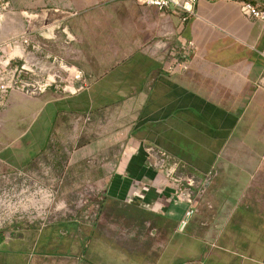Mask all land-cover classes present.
Instances as JSON below:
<instances>
[{"label":"crops","instance_id":"1","mask_svg":"<svg viewBox=\"0 0 264 264\" xmlns=\"http://www.w3.org/2000/svg\"><path fill=\"white\" fill-rule=\"evenodd\" d=\"M5 3L14 16L59 17L90 85L65 99L9 98L25 128L18 166L35 161L46 139L36 149L26 144L49 119L65 137L67 155L56 166L63 158L95 163L103 203L93 227L60 222L13 229L12 237L0 232V264H264V24L245 19L234 3L207 0L200 19L184 24L173 10L135 0H0V7ZM11 22L0 24V50L27 31ZM189 42V69L181 70ZM6 127L0 120L2 134ZM0 142L8 170L15 164L9 136ZM143 144L166 151L184 173H212L192 216L172 202L169 185L155 183ZM124 145L140 149L123 156Z\"/></svg>","mask_w":264,"mask_h":264},{"label":"rangeland","instance_id":"2","mask_svg":"<svg viewBox=\"0 0 264 264\" xmlns=\"http://www.w3.org/2000/svg\"><path fill=\"white\" fill-rule=\"evenodd\" d=\"M13 19L19 24L25 23L26 28L37 30L36 40L43 46L45 54L51 53L57 57L58 71H61V62L78 69L74 64L76 54L74 55L73 52V49L76 50V39L64 32L65 25L59 21V17H50L48 14L35 17L32 13L15 16L0 13V24L7 22L12 24ZM46 24H50L53 31L49 32L48 27H45ZM52 35L54 39L50 40L49 37ZM2 48L0 50V77L4 75L3 83H10L13 88L0 97V101L4 104L0 107V120L3 119L7 124L5 134L0 132V136L4 135L5 141H7V135L9 136L10 160L15 164H11L8 170H2L4 166L1 158L3 145L0 142V223L2 224L0 232L9 231V236L12 237L13 229L40 230L44 222L48 225L46 228L60 222L77 224L79 227L95 226L99 211L97 205L103 203V191L98 189L93 177L97 165L89 159L83 165H74L69 161L65 162L63 158L60 160V166H56L58 162L56 157L67 155L65 137H59L56 134L49 119L45 121V124L32 130L33 133L29 139L32 143L26 144L27 149H36L38 144L46 139V144L38 150L35 161L28 168L18 166L19 159L25 150V141L21 142L20 132H24L25 128L18 125V122L23 120L20 112L9 109V98L18 95L28 101L36 99L42 101V98L65 99L72 95L54 89H51V93L48 94L36 93V84L41 79L38 69L43 65L37 64L36 60L30 61L26 65L31 69L30 72L14 74V69L17 67L20 69L24 62L20 59L12 60L14 53L9 45ZM40 56L36 55V58ZM10 68L12 71H9ZM26 84L29 87L23 89L22 86ZM87 86H90L88 82ZM91 98L96 97L91 96ZM105 99L106 104H109V101L112 102V97H105ZM33 142H36V145ZM69 156L71 157V154ZM21 171H24L27 176H20Z\"/></svg>","mask_w":264,"mask_h":264},{"label":"built area","instance_id":"3","mask_svg":"<svg viewBox=\"0 0 264 264\" xmlns=\"http://www.w3.org/2000/svg\"><path fill=\"white\" fill-rule=\"evenodd\" d=\"M141 5L151 6L158 9L160 12H168L170 10L175 11L179 17L181 23H187L190 20L200 19L199 5L204 0H135ZM210 2H225L234 3L238 6L241 15L249 21H261L264 24V0H207ZM9 4L5 3L0 7V13L3 15L7 13ZM28 14V13H24ZM35 17L39 16L34 14ZM48 31H53L50 24H46ZM32 30L27 28V31L16 39L11 40L7 45L14 53L11 57L12 60L20 59L24 62V65L14 69L13 73L17 72H30L31 69L26 65L30 61H35L37 64L43 66L38 69L40 80L37 82L35 91L36 93H46L47 91L54 89L58 92H62L69 95H77L87 89V82L85 80L84 73L76 68L68 66L67 64L60 63L61 71H58V59L51 53L45 54L44 48L35 37L31 35ZM37 30L35 29L34 32ZM54 36H50L51 40ZM6 45V46H7ZM194 47L192 42L186 44L184 48L181 60L178 64L181 70L189 69L190 49ZM36 55H41L36 58ZM264 58V49L262 51ZM10 63V62H9ZM7 64V66L9 65ZM9 71H12L10 68ZM4 75L0 77V97H3L13 85L4 84ZM86 83V85H85ZM259 87L264 88V72L258 83ZM29 87L28 84L23 85L22 88ZM4 104L0 101V107ZM90 118H86L88 122ZM142 149L146 153L151 167L157 172L155 183L162 186L169 185L172 189V202L184 204L188 210V216H192L194 212L198 210L197 197L206 193L208 185L211 182L212 173L205 176L203 179L198 178L194 174L184 173L182 171V165L179 161L174 159L163 149L149 144L141 145ZM140 149V147H139ZM139 149L131 147L130 145H124L122 148L123 156L130 155L131 153H137ZM20 176H27L24 171L19 173ZM97 208L101 209L100 205ZM98 211V212H99ZM98 217V213H97ZM48 225L46 222L42 224L41 229H45ZM0 228L2 224L0 223ZM4 228V227H3Z\"/></svg>","mask_w":264,"mask_h":264},{"label":"clouds","instance_id":"4","mask_svg":"<svg viewBox=\"0 0 264 264\" xmlns=\"http://www.w3.org/2000/svg\"><path fill=\"white\" fill-rule=\"evenodd\" d=\"M61 207H63V205H61Z\"/></svg>","mask_w":264,"mask_h":264}]
</instances>
